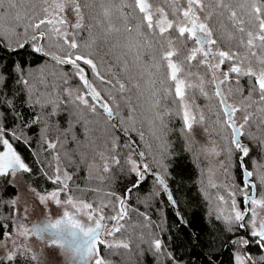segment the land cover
Wrapping results in <instances>:
<instances>
[{"label":"trees","instance_id":"16d2710c","mask_svg":"<svg viewBox=\"0 0 264 264\" xmlns=\"http://www.w3.org/2000/svg\"><path fill=\"white\" fill-rule=\"evenodd\" d=\"M100 2L79 0L82 28L73 27L77 17L72 10L69 23L55 25L68 32V40H74L78 45L75 49L70 48L62 37L52 34L51 25H43L39 30L29 28L27 32L17 28L15 33L0 29V128L4 130L3 138L9 140L16 154L31 169L29 172L19 171L23 179L40 193L50 194L63 187L62 183L50 179L59 168L61 180L65 173L71 176L67 189L60 191L61 200L71 196L74 200L87 202L94 209H102L105 216L102 223L122 226L114 236L118 242L128 243L129 248H109L108 244L100 243L99 256L106 264H236L237 254L250 256L251 264H264V249L255 242L258 238L251 236V212L248 210L253 205L250 202L246 205L245 200L246 195L251 196L252 188L243 179L238 162L240 153L232 143L233 131L225 123L227 115L220 98L215 95L212 70L196 61H192L190 67L185 65L186 71L193 73L187 81L198 84L199 77H203L204 90L208 93L204 96L198 88L187 89L186 100L197 118L193 132L188 133L181 105L174 103L173 97L164 92L169 87L165 79L166 69L161 67L157 72L152 67L153 54L156 62H160V49L144 50L143 68L133 65L131 56L123 54L128 35L123 31L124 27H132L135 36L136 26L142 24L143 14L135 8L134 0H106L116 6L131 5L123 7L126 19L119 12L114 14L113 24L120 32L113 31L107 37L104 25L100 23L103 20ZM148 2L152 4L154 19L157 7H162L169 19L180 15L175 8L186 7V0ZM209 3L211 0H205L206 5ZM29 5L39 13L37 19L48 16L58 20L63 17V13L52 16L42 12V8L48 7L44 0H24V7ZM3 9L8 12L6 19L11 20L16 9L10 8L8 0H5ZM52 11L50 8L49 12ZM200 15L203 19V14ZM210 27L217 40L212 46L213 51L231 50L243 54L244 49L236 40H228V33L239 34L226 15H213ZM140 30L147 39L164 42L146 27L142 26ZM38 31H44L48 36L32 41L31 37ZM172 34L175 36L174 31ZM25 41L28 43L19 48V44ZM36 46L43 47L44 52H36ZM193 46L192 41H188L187 47L178 44L180 59ZM69 54L73 59L78 55L91 58L104 80L111 81L102 82L89 66L77 61L85 68L91 84L101 93L103 102L111 107V119L100 107V102L88 95L76 68L53 59V55L67 59ZM257 54H262L259 49ZM200 58L198 55L197 60ZM126 61L128 71H124ZM232 63L225 61L216 71L219 79H224L223 74L229 71ZM148 72L153 73L152 79L156 81V96H152ZM237 79L243 93L237 91ZM25 80L27 84L23 82ZM119 83H125V91H120ZM136 83L141 87H133ZM249 85V77H237L229 72V79L220 87L227 103L244 109L234 115L237 126L243 123V115H251L241 130V142L250 148L245 166L253 172L250 179L256 187L255 198L262 199L264 151L260 142L264 141V112L258 109L264 104L245 99ZM77 96L88 99L96 111L82 104ZM156 99L160 104L153 107ZM258 99L253 95V100ZM201 114L203 121L199 120ZM49 143L56 147L50 148ZM3 151L6 148L0 144V152ZM113 157L119 160V164ZM129 157L144 171L143 181L130 170ZM145 163L148 170L142 167ZM105 165L109 171L104 170ZM11 177V171L0 175V246L6 235L15 231V199L19 185L13 183ZM158 177H163L164 184ZM119 200L125 202L127 215L117 225L109 217L119 212ZM237 210L247 213L244 228H240L235 220L229 222L225 219L234 216ZM261 213L264 222V209ZM240 238L248 239L249 245L235 243ZM156 240L162 244L159 251L154 246ZM12 256L13 259L0 257V264H38L28 247L17 245Z\"/></svg>","mask_w":264,"mask_h":264},{"label":"snow or ice","instance_id":"6c2138e0","mask_svg":"<svg viewBox=\"0 0 264 264\" xmlns=\"http://www.w3.org/2000/svg\"><path fill=\"white\" fill-rule=\"evenodd\" d=\"M5 0H0V29L6 32L15 33L17 28H22L24 32H27L29 28L33 30L41 29L43 25H51L50 32L55 36L62 37L65 43L68 44L70 48H77L78 45L75 41L68 40V32L62 31L60 27H56V24L66 25L67 21L65 18L61 17L58 20L50 19L48 16L44 18H39V13L35 11L33 5L24 7V0H8L9 6L12 9H16L15 15L11 17V20L6 19L8 12L3 9ZM48 7L41 9L42 12L55 16L59 13H63L67 8H71L77 17V22L73 25L74 28L79 29L83 27V14L81 12V5L79 0H44ZM176 3V0H173ZM131 5L121 4L116 6L115 4L106 2V0H101L100 8L102 10L103 20L100 21L104 25L105 36L107 37L113 31L120 32L119 28H115L113 24V16L116 12H119L121 17L124 16L123 7H128ZM134 6L136 9L142 13L141 25H137L135 29V36L132 35L134 29L132 27L125 26L124 32L128 35L125 37V42L123 48L125 56H131L133 65H139L144 67L143 56L145 49H153L158 47L160 49L159 61L156 62L155 54L152 55V67L156 68L159 72L161 67L166 69L165 79L169 82V87L164 89L167 96L173 97V102H178L182 108V119L185 124V130L188 133L193 132V125L197 122V118L190 111V104L186 100L187 89L198 88L200 93L207 96L208 93L204 90V79L199 77L200 83L193 84L187 81V77L193 75L190 71H186L185 65L191 66L192 61H196L198 65H205L212 70V79L215 83V95L220 98V104L223 106L225 113L227 114V121L225 123L233 131L232 143L235 149L240 153L238 157V162L242 169L243 179L248 181L252 177L253 172L248 170L245 166V158L249 157L250 148L244 145L240 136L243 135L242 129L246 124H248L251 119V115H243V123L237 126L234 119L236 112H243L244 109L237 107L233 104L227 103V97L224 96L220 85L229 79V72L235 73L237 77L246 76L250 78V85L248 88V95L245 99L251 101L252 103L264 104V0H211V3L205 4V0H186V7L183 9L175 8L174 11L180 13L176 19H169L168 13L162 8L157 7L155 9L156 17L154 19V13L152 10V4L148 0H134ZM53 11L50 13L49 9ZM203 14V19L201 15ZM213 15L218 17H225L231 22L232 28L239 36L228 33V40H236L238 46L244 49L243 54L240 51H224L217 49L212 50V46L217 44V40L214 38L213 29L210 27V21ZM247 17L245 19L244 17ZM26 22V23H25ZM146 27L151 30L153 36H159L163 38L161 40L157 39L155 42L144 37V33L140 30L141 27ZM221 27H224L221 21ZM173 31L175 36H173ZM167 34V35H165ZM48 36V33L44 31H38V34L31 37L32 41L37 39H43ZM188 41L194 42V46L191 47L188 53L180 59V48L178 44L187 47ZM19 44V48H23L25 44ZM257 49L261 51L262 54H257ZM14 50V49H13ZM36 52H44L43 47L36 46L34 48ZM48 55V53H44ZM201 58L197 60V56ZM175 58V59H174ZM53 59L57 60L59 63H68L76 68V74L79 79L83 82L86 89H88V95L92 97L93 100L100 102V107L104 109L107 113L109 119L112 118L113 112L108 103L103 102L101 93L91 84L86 76V70L81 67L77 61H83L84 65L89 66L92 69L94 75L100 79L102 82L111 83V81H105L104 77L101 76L100 72L97 70V65L93 62L91 58L85 56H76L75 59L68 55L67 59H61L59 56L53 55ZM218 60V62H216ZM225 61H233L230 65L229 71L223 74L224 79L221 80L216 75V71L220 69L221 65ZM255 64V66H254ZM124 71H128V62H125ZM143 75V73H141ZM149 80L148 84L153 89L152 96L157 95V90L155 89L156 81L152 79L153 73L148 72ZM131 79V77H130ZM25 84L28 81H23ZM237 91L243 93V89L239 86V79L236 81ZM135 88H140V84L136 83L133 85ZM120 91H125V83H119ZM231 91V89H229ZM253 95L258 96V101L253 100ZM79 100L85 106H88L91 111L95 112L96 107L90 105L88 99L84 96H77ZM160 100L156 99L153 103V107H158ZM250 106V105H249ZM264 112V107L258 109ZM203 114L200 115L199 120L203 121ZM4 130L0 128V144L6 148V151L0 152V175H7L11 171L12 175H16L17 172L23 170L24 172H29L31 169L23 162L21 157L16 154L15 150L8 139L3 138ZM142 135V134H141ZM50 148H55L54 143H49ZM261 150L264 151V141L260 142ZM231 152V149L229 150ZM143 157V153L139 154ZM115 163L119 164V160L113 157ZM128 163L131 164V171L136 173L138 179L143 181L144 171H141V166L138 165L134 160L129 157ZM143 169L148 170V164H143ZM105 171H109L107 165L104 167ZM57 174L54 177H50L54 183H62L63 187L54 191L48 196H41L42 202H46L51 198L57 206L61 204L59 199L60 191L67 189V181L71 179L67 173L64 174V179L61 180L59 174V168H57ZM161 184H164L163 177H158ZM261 181L264 182V176H261ZM19 183V181H17ZM136 185H134L135 187ZM250 188H255L254 184L249 183ZM165 190L166 186H165ZM169 199L171 200V194L169 193ZM221 199H223L221 197ZM245 200L250 202L253 207L248 211L251 212V223L253 231L251 232L252 237H257L258 240L255 242L260 248L264 249V222H261L258 229H256L255 217L257 215L256 208L264 209V198L257 199L255 196H245ZM120 204L119 212L116 215H112L109 219L116 221L119 225V221L123 219L126 215L125 202L123 200L118 201ZM174 202V201H173ZM13 203H15L13 201ZM64 203L69 204L75 209V212L63 211L62 214L55 219L46 218L40 221L32 227V229H26L24 235H27L29 231L34 233L41 238H47L50 240L52 246H56L65 250L69 255L70 264H91L92 258L95 257L94 264H106V261L98 255L99 249L97 245L99 243H104L100 240L101 231L105 228L102 221L105 219L102 209H93L91 204L80 202L78 206L77 203L72 199L71 196L67 198ZM233 207H236V202L233 200ZM88 209L86 213L89 220L93 221L94 226L85 225L80 219H78V214L83 210ZM99 212V216L96 217L95 213ZM246 212L235 211L234 216L225 217L226 220L232 222L235 220L238 222L240 228H244ZM122 226H114L109 229L107 234L114 235L116 232L121 230ZM235 243L242 244L247 247L250 241L246 238H240ZM154 246L157 251L162 247L161 241L156 240ZM107 247H122L129 248V244L120 241L115 244H108ZM14 257L10 254L8 259H13ZM35 258V257H34ZM236 264H251V257L247 255L235 256Z\"/></svg>","mask_w":264,"mask_h":264},{"label":"rangeland","instance_id":"374dc122","mask_svg":"<svg viewBox=\"0 0 264 264\" xmlns=\"http://www.w3.org/2000/svg\"><path fill=\"white\" fill-rule=\"evenodd\" d=\"M70 10L72 9L66 7L65 12H63V18L66 19L67 23H69L71 20ZM11 180L13 183L19 185V193L15 199V231L13 234H7L1 243L0 257H8L10 254L12 255L15 247L20 245L28 247L31 250L33 257H35L34 259L38 264H70L69 255L65 252V250L56 246H52L50 240L46 237L41 238L31 231H29L27 235L22 233H24L26 229H32L34 225L46 218L55 219L58 218L63 211L66 210L69 212H75V209H73L71 205L64 203L66 200H61L60 198L61 204L59 206H57L51 198H49L46 202H42L40 197L48 196V194H42L36 189L32 188L23 179V176L20 174V172L16 173L15 176L12 175ZM17 181H19V183H17ZM74 201L78 206L80 205V202L87 203L80 200ZM248 203L249 202L246 201V205H248ZM88 211V209H83L78 214V219H80L85 225L94 226L93 221L89 220L86 215ZM256 211L257 215L255 217V226L256 229H258L262 222V213L261 209L258 207L256 208ZM95 216L98 217L99 214L96 212ZM249 223L253 231L252 223ZM103 224L105 225V228L101 231L100 240L106 244L118 242L117 237L107 234L108 230L112 229L114 226H110V223L107 222H104ZM94 261L95 257L92 258L91 264H94Z\"/></svg>","mask_w":264,"mask_h":264},{"label":"water","instance_id":"95a60500","mask_svg":"<svg viewBox=\"0 0 264 264\" xmlns=\"http://www.w3.org/2000/svg\"><path fill=\"white\" fill-rule=\"evenodd\" d=\"M227 115V114H226ZM228 118V117H227ZM240 140H241V136H240ZM245 181V180H244ZM246 183H251V184H254L252 181H251V179L249 178V180L248 181H245ZM251 196H255L256 197V187L253 189L252 188V194H251Z\"/></svg>","mask_w":264,"mask_h":264}]
</instances>
